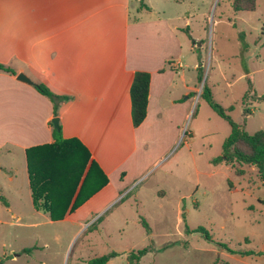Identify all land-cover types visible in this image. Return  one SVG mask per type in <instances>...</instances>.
I'll return each instance as SVG.
<instances>
[{
	"label": "crops",
	"instance_id": "1",
	"mask_svg": "<svg viewBox=\"0 0 264 264\" xmlns=\"http://www.w3.org/2000/svg\"><path fill=\"white\" fill-rule=\"evenodd\" d=\"M143 5L0 0V63L17 73L0 71V190L14 192L18 201L14 208L4 195L8 206L0 201L5 207L0 225L81 227L110 211L129 182L136 183L174 149L199 99L198 69L204 61L182 32L188 18L178 24V17ZM139 71L151 75V84L146 119L135 127L130 92ZM20 73L33 85L18 81ZM38 83L71 97L59 111L62 135L79 140L90 155L68 208L57 207L56 215H65L61 221L36 210L32 196L27 151L54 142L53 103L35 89ZM92 162L106 184L73 209Z\"/></svg>",
	"mask_w": 264,
	"mask_h": 264
},
{
	"label": "rangeland",
	"instance_id": "2",
	"mask_svg": "<svg viewBox=\"0 0 264 264\" xmlns=\"http://www.w3.org/2000/svg\"><path fill=\"white\" fill-rule=\"evenodd\" d=\"M139 1L133 4L151 5L178 17V24L188 18L182 32L204 61L199 99L177 144L136 183L129 182L110 211L81 227L0 225V264H90L111 252L120 256L108 264H128L132 251L145 248L149 253L141 264H264V182L254 167L213 163L231 126L200 98L206 84L217 104L233 108V122L242 123L248 108L246 132H264V101L257 100L264 95V0H256L254 12H235L233 0ZM5 196L17 208L15 193ZM199 228L211 240L195 232ZM219 244L255 255L242 257Z\"/></svg>",
	"mask_w": 264,
	"mask_h": 264
},
{
	"label": "trees",
	"instance_id": "3",
	"mask_svg": "<svg viewBox=\"0 0 264 264\" xmlns=\"http://www.w3.org/2000/svg\"><path fill=\"white\" fill-rule=\"evenodd\" d=\"M233 9L235 12H254L256 10V0H233ZM0 71L12 75L17 73L5 64L0 63ZM203 68L198 69V80H203ZM151 75L147 72H136L131 86V104L132 120L135 127H139L146 119L148 110V101L150 95ZM35 89L43 96L50 99L54 107L55 118L59 117L60 107L63 103L69 102L71 97L59 96L53 93L46 85L38 83L34 85ZM205 97L210 107L221 118L228 121L231 126V133L225 140L222 147V154L213 160L214 164L226 163L234 167L236 164L248 165L258 170L261 180L264 182V132L259 131L253 135L246 132V118L251 115V110L244 109V121L235 123L231 120L228 112L233 108L225 109L212 99L211 91L204 85L200 98ZM248 95L245 96L243 104L246 106ZM260 102L264 101V95L257 97ZM53 144L35 147L27 151L28 171L31 183L34 207L38 211L50 214L52 221H61L65 215H56L58 206L68 208V204L73 198L80 181L90 162L88 150L77 139H65L62 135V127L56 129L53 124ZM97 166L91 163L87 175L82 182L73 209L82 205L90 197L98 193L106 184L100 180ZM102 175V174H101ZM56 190L55 194L51 191ZM55 196V197H54ZM54 197V198H53ZM0 201L8 206V201L0 190ZM102 217L99 218V220ZM141 223L147 232L151 230L147 222L141 219ZM195 232L204 234V237L211 240L209 233L199 228ZM222 250L233 254H239L242 257L255 255L254 252L233 251L224 244H219ZM33 249H25L23 253L30 254ZM149 253L145 248L139 251H132L128 256V264H141V260ZM120 254L111 252L90 261V264H108L112 259L119 257Z\"/></svg>",
	"mask_w": 264,
	"mask_h": 264
},
{
	"label": "water",
	"instance_id": "4",
	"mask_svg": "<svg viewBox=\"0 0 264 264\" xmlns=\"http://www.w3.org/2000/svg\"><path fill=\"white\" fill-rule=\"evenodd\" d=\"M17 79L18 81L20 82H23V83H26V84H29V85H33V82L32 80H30L25 74L23 73H20L18 76H17ZM53 126L58 129L59 128V119L58 118H54L53 121Z\"/></svg>",
	"mask_w": 264,
	"mask_h": 264
}]
</instances>
